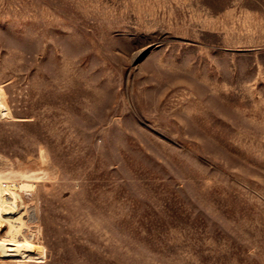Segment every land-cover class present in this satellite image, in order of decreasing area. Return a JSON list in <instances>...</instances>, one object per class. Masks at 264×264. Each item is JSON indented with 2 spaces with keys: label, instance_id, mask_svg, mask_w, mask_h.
<instances>
[{
  "label": "rangeland",
  "instance_id": "rangeland-1",
  "mask_svg": "<svg viewBox=\"0 0 264 264\" xmlns=\"http://www.w3.org/2000/svg\"><path fill=\"white\" fill-rule=\"evenodd\" d=\"M0 174V264H264V0H0Z\"/></svg>",
  "mask_w": 264,
  "mask_h": 264
},
{
  "label": "bare ground",
  "instance_id": "bare-ground-1",
  "mask_svg": "<svg viewBox=\"0 0 264 264\" xmlns=\"http://www.w3.org/2000/svg\"><path fill=\"white\" fill-rule=\"evenodd\" d=\"M1 176L0 174V178ZM23 177L25 179L35 178L34 174L28 173L23 174ZM20 199L18 192L0 180V254L2 256L26 257L25 252L19 246V238L7 240L3 236L6 228H16L15 213L20 208Z\"/></svg>",
  "mask_w": 264,
  "mask_h": 264
}]
</instances>
